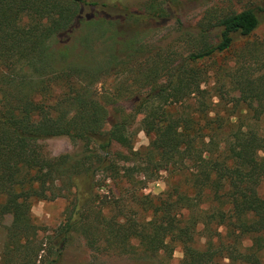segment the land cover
I'll list each match as a JSON object with an SVG mask.
<instances>
[{"label": "trees", "instance_id": "obj_1", "mask_svg": "<svg viewBox=\"0 0 264 264\" xmlns=\"http://www.w3.org/2000/svg\"><path fill=\"white\" fill-rule=\"evenodd\" d=\"M226 1L183 35L191 51L173 66L159 50L142 63L146 46L114 37L121 48L102 53L108 58L89 52L85 36L56 49L76 23L93 22L81 16L85 7L98 9L97 0H0V222L7 212L13 218L0 264H57L52 259L74 235L118 257L138 247L170 259L181 246L180 264H264V65L255 67L262 59L250 41L234 52L232 67L214 61L255 34L264 0ZM128 68L148 91L133 118L105 131L108 107L123 88L99 84ZM213 79L238 93L233 105L213 93ZM141 114L150 142L136 150L132 127ZM58 137L80 150L50 157L41 143ZM161 172L178 182L161 196L144 194ZM101 174L130 189L110 199L100 193ZM61 198L68 202L64 223L41 238L33 206Z\"/></svg>", "mask_w": 264, "mask_h": 264}, {"label": "rangeland", "instance_id": "obj_2", "mask_svg": "<svg viewBox=\"0 0 264 264\" xmlns=\"http://www.w3.org/2000/svg\"><path fill=\"white\" fill-rule=\"evenodd\" d=\"M100 7L95 11L90 8H83L81 18L91 20L88 25L76 23L73 29L62 39H58L55 48L61 49L65 46H70L72 42L78 40L81 36H85L88 41V51L96 52L100 58H108L109 54L105 53L109 48L118 50L112 44L111 38L117 39L120 42H136V48L146 46L145 51L141 50L138 60L142 63L150 61L152 54L155 51L163 52L167 57L172 56L171 63L173 66L182 63L183 59L189 55L191 45L185 42L183 35L192 32L198 22L204 16L207 9L214 5L222 6L226 0H97ZM228 1V0H227ZM226 1V2H227ZM235 4L243 3L250 0H232ZM255 1V0H253ZM228 3V2H227ZM229 4V3H228ZM166 13L168 15L166 21L159 19L151 14ZM106 18H103L105 17ZM102 18L99 23L96 21ZM112 19V20H111ZM114 20V21H113ZM112 22L109 26L107 22ZM98 22V21H97ZM258 46L260 57L259 65L255 67L261 69L264 65V14L262 15V24L255 34L246 40L240 41L233 51L228 54L216 57L215 67H221L225 64L233 66L236 57L235 51L245 48L247 42ZM156 53V52H155ZM133 68V66H132ZM226 74H224L225 76ZM138 75L134 72L121 69L104 77L99 84L101 87L108 88V92L113 90L111 87L119 86L123 88L119 98H115L117 105L109 106V117L104 130L111 129V125L117 121H123L129 117L133 118L135 104L141 98H144L148 89L139 90V86L144 85L143 82H138ZM227 83V82H225ZM228 84V83H227ZM211 88H214L213 93L225 97L224 101L229 105H233L238 99V93L232 92V87L222 86V82L216 83V79L210 81ZM130 87L131 91L128 90ZM113 93L115 91H112ZM117 95V94H116ZM219 101V96L215 98ZM246 113V112H245ZM145 115L141 114L136 117L132 130L136 132V150L148 146L150 139L145 132L141 130V123ZM259 130L264 132V117L259 123ZM42 146L45 152L52 158L59 157L65 154H74L80 150L81 144L74 142L68 137H58L43 141ZM141 179L146 180L144 177ZM178 177L170 176L167 173L161 172L153 176L151 180H147L146 188L143 193L151 196H161L168 187L175 182H178ZM99 184L103 186L100 190L101 194L107 195L110 199L117 196L118 193L123 195L130 189L127 183L118 184L109 179L105 174L97 177ZM260 194L264 197V184L259 189ZM68 206L66 199H57L54 201L37 202L33 206L32 214L35 223L41 228L39 234L41 238L49 239L64 223L65 212ZM147 217V216H146ZM13 225V218L9 212L5 213L4 218L0 222V255L6 241L7 228ZM264 256V253H263ZM183 258V249L178 246L173 256L168 259L163 253L157 256H146L140 248L136 247L133 254L126 256H112L100 254L92 250L80 235H74L70 241V245L66 247L61 255H56L52 259L58 261L57 264H180Z\"/></svg>", "mask_w": 264, "mask_h": 264}]
</instances>
